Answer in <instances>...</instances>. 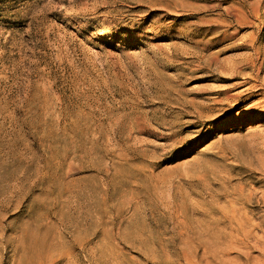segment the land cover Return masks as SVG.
<instances>
[{
  "label": "rangeland",
  "instance_id": "374dc122",
  "mask_svg": "<svg viewBox=\"0 0 264 264\" xmlns=\"http://www.w3.org/2000/svg\"><path fill=\"white\" fill-rule=\"evenodd\" d=\"M0 264H264V0H0Z\"/></svg>",
  "mask_w": 264,
  "mask_h": 264
}]
</instances>
